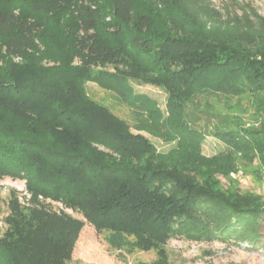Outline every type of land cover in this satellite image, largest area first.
Listing matches in <instances>:
<instances>
[{
  "label": "trees",
  "instance_id": "16d2710c",
  "mask_svg": "<svg viewBox=\"0 0 264 264\" xmlns=\"http://www.w3.org/2000/svg\"><path fill=\"white\" fill-rule=\"evenodd\" d=\"M247 6L0 0V179L24 180L30 194L23 205L9 189L0 264H66L85 222L118 245L155 249L151 264H169L171 238L260 240L264 198L218 177H235L256 150L264 163V16ZM88 81L127 100L130 81L162 89L157 126L177 147L158 151L91 98ZM207 135L227 149L203 155ZM39 198L81 217L46 212ZM36 243L53 244L50 254L35 255Z\"/></svg>",
  "mask_w": 264,
  "mask_h": 264
},
{
  "label": "rangeland",
  "instance_id": "374dc122",
  "mask_svg": "<svg viewBox=\"0 0 264 264\" xmlns=\"http://www.w3.org/2000/svg\"><path fill=\"white\" fill-rule=\"evenodd\" d=\"M220 9L229 12L241 13L248 11L251 6L257 13L264 16V0H211ZM132 93L127 92L130 100H127L116 91L101 87L96 82L85 83L86 92L97 102L106 105L113 113L126 120L132 131L144 133L154 143L157 150L167 152L178 145V139L165 134L163 128L157 126L162 119L166 120V93L152 85H138L130 81ZM243 100L247 112L244 121H252V100ZM150 100V102H148ZM154 103V105L152 104ZM251 119V120H250ZM216 119H210L209 124H214ZM165 122H162V125ZM207 131L212 130L209 126ZM227 146L217 138L207 135L201 143V153L205 156H213L223 152ZM247 163L241 162L237 175L229 179L218 175L220 181L226 186H236L243 192H254L264 198V163L261 153L256 150L252 157L247 158ZM255 171H254V170ZM257 172V173H256ZM17 190L18 197L23 205L28 203L30 194L26 192L24 180L4 177L0 179V217L6 213V200L9 189ZM43 202V209L49 213H59L61 204L49 199L39 198ZM64 212L73 213L68 208H62ZM1 222V220H0ZM260 240L256 244L247 247L242 241L238 244L231 237L227 242L220 241H190L184 238H171L165 245L167 261L169 264H264V214L259 228ZM53 244L42 245L36 243L34 254L47 257ZM155 249H137L116 244L110 239L106 230L98 231L89 223H81L72 243L70 259L66 264H151L157 259Z\"/></svg>",
  "mask_w": 264,
  "mask_h": 264
},
{
  "label": "built area",
  "instance_id": "2783aa9c",
  "mask_svg": "<svg viewBox=\"0 0 264 264\" xmlns=\"http://www.w3.org/2000/svg\"><path fill=\"white\" fill-rule=\"evenodd\" d=\"M245 244V246L247 247L248 246V244L247 243H244Z\"/></svg>",
  "mask_w": 264,
  "mask_h": 264
}]
</instances>
